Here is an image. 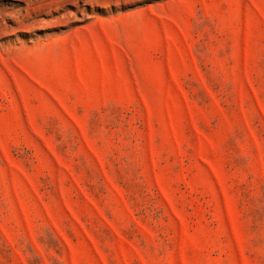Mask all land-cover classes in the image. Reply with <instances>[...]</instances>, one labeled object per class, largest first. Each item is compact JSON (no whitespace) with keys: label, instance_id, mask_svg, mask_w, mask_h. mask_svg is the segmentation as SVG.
Masks as SVG:
<instances>
[{"label":"rangeland","instance_id":"1","mask_svg":"<svg viewBox=\"0 0 264 264\" xmlns=\"http://www.w3.org/2000/svg\"><path fill=\"white\" fill-rule=\"evenodd\" d=\"M0 264H264V0H0Z\"/></svg>","mask_w":264,"mask_h":264}]
</instances>
